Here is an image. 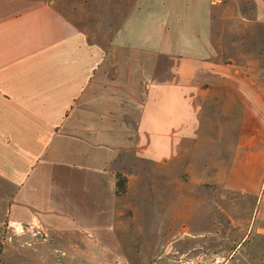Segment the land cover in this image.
I'll use <instances>...</instances> for the list:
<instances>
[{
    "label": "crops",
    "instance_id": "crops-1",
    "mask_svg": "<svg viewBox=\"0 0 264 264\" xmlns=\"http://www.w3.org/2000/svg\"><path fill=\"white\" fill-rule=\"evenodd\" d=\"M127 158L196 184L120 198ZM0 227L2 264H264V0H0Z\"/></svg>",
    "mask_w": 264,
    "mask_h": 264
},
{
    "label": "rangeland",
    "instance_id": "rangeland-1",
    "mask_svg": "<svg viewBox=\"0 0 264 264\" xmlns=\"http://www.w3.org/2000/svg\"><path fill=\"white\" fill-rule=\"evenodd\" d=\"M119 168H121L120 172H117L116 174V186L117 182L119 181L117 179V176L120 177V182L123 184L122 188H117V195L120 198H127L129 195V178H139V176L142 177L143 179L151 180V179H157L159 184L160 181H163L165 183L166 179H171L174 184H187V185H192L196 184V181L193 177H191L189 174H180L177 177L172 178L169 176V170L171 169H166V167L162 164H159L158 166V171L155 172L152 164H150L146 160H132L130 158H127L126 161H121L116 163ZM126 216H132V212H127ZM5 237V231L3 227H0V241H4ZM178 241H175V252L177 249V243ZM198 241L194 240L191 242L192 246L194 248L198 247ZM180 249V247H178ZM192 258V257H191ZM196 260V258H194Z\"/></svg>",
    "mask_w": 264,
    "mask_h": 264
},
{
    "label": "trees",
    "instance_id": "trees-1",
    "mask_svg": "<svg viewBox=\"0 0 264 264\" xmlns=\"http://www.w3.org/2000/svg\"><path fill=\"white\" fill-rule=\"evenodd\" d=\"M117 179L119 180L117 182V188H122L123 184L120 182V177L117 176ZM2 255H3V241H0V264H2Z\"/></svg>",
    "mask_w": 264,
    "mask_h": 264
}]
</instances>
